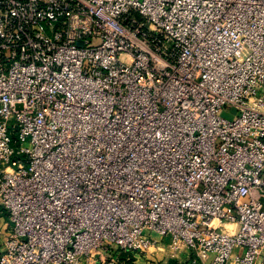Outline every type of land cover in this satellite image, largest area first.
Here are the masks:
<instances>
[{
    "label": "built area",
    "instance_id": "obj_1",
    "mask_svg": "<svg viewBox=\"0 0 264 264\" xmlns=\"http://www.w3.org/2000/svg\"><path fill=\"white\" fill-rule=\"evenodd\" d=\"M165 239L264 264V0H0V264Z\"/></svg>",
    "mask_w": 264,
    "mask_h": 264
},
{
    "label": "rangeland",
    "instance_id": "obj_2",
    "mask_svg": "<svg viewBox=\"0 0 264 264\" xmlns=\"http://www.w3.org/2000/svg\"><path fill=\"white\" fill-rule=\"evenodd\" d=\"M223 117L227 119H232L237 114L236 109H224ZM169 239H165L163 244L159 245V261L161 264H170L171 260L177 261L178 264H196L193 262L194 254L187 248L184 243H173V246L164 245L166 243L170 244ZM141 264H146L145 260H140Z\"/></svg>",
    "mask_w": 264,
    "mask_h": 264
},
{
    "label": "trees",
    "instance_id": "obj_3",
    "mask_svg": "<svg viewBox=\"0 0 264 264\" xmlns=\"http://www.w3.org/2000/svg\"><path fill=\"white\" fill-rule=\"evenodd\" d=\"M116 264H137V263H136L135 258L133 257L132 254L122 252L119 255V260ZM153 264H161V262L159 260H156V261H154ZM170 264H178V263L175 260H171Z\"/></svg>",
    "mask_w": 264,
    "mask_h": 264
},
{
    "label": "crops",
    "instance_id": "obj_4",
    "mask_svg": "<svg viewBox=\"0 0 264 264\" xmlns=\"http://www.w3.org/2000/svg\"><path fill=\"white\" fill-rule=\"evenodd\" d=\"M146 264H148V263L146 262Z\"/></svg>",
    "mask_w": 264,
    "mask_h": 264
}]
</instances>
